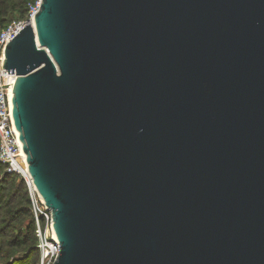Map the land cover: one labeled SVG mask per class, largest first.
I'll list each match as a JSON object with an SVG mask.
<instances>
[{"label": "water", "instance_id": "95a60500", "mask_svg": "<svg viewBox=\"0 0 264 264\" xmlns=\"http://www.w3.org/2000/svg\"><path fill=\"white\" fill-rule=\"evenodd\" d=\"M2 58L52 264H264V0H41Z\"/></svg>", "mask_w": 264, "mask_h": 264}, {"label": "rangeland", "instance_id": "374dc122", "mask_svg": "<svg viewBox=\"0 0 264 264\" xmlns=\"http://www.w3.org/2000/svg\"><path fill=\"white\" fill-rule=\"evenodd\" d=\"M17 17L14 14L6 22ZM5 172L0 170V200H3L0 206V264H52L49 256L44 258L47 253L44 243L51 237L46 213L41 207L34 211L33 194L26 177L7 176L10 173ZM5 183L14 187L8 198L3 197L1 190ZM31 226L34 232L30 231ZM38 228L40 237L36 233ZM20 241L25 243L18 244Z\"/></svg>", "mask_w": 264, "mask_h": 264}, {"label": "built area", "instance_id": "2783aa9c", "mask_svg": "<svg viewBox=\"0 0 264 264\" xmlns=\"http://www.w3.org/2000/svg\"><path fill=\"white\" fill-rule=\"evenodd\" d=\"M40 2L41 0H35L34 3L29 4L27 19L14 20L0 31V164L5 167L6 172L27 178V182L33 194L34 211H37V209L40 210L41 207L43 208V212L46 213L51 237L48 242L44 243V247L47 250V253L44 254V258L49 256V261L53 263L59 252V244L53 234L50 211L30 182L26 156L23 153L22 144L19 140V132L14 126L11 115L12 92H10V84L16 74L15 71H13V73H7L5 68H1V62L3 60L2 54L6 43L27 23H32L33 16L37 12ZM40 212L42 213V211ZM36 233L38 237L41 236L39 228L36 230Z\"/></svg>", "mask_w": 264, "mask_h": 264}, {"label": "trees", "instance_id": "16d2710c", "mask_svg": "<svg viewBox=\"0 0 264 264\" xmlns=\"http://www.w3.org/2000/svg\"><path fill=\"white\" fill-rule=\"evenodd\" d=\"M35 0H0V31L10 22H6L14 14L18 17L14 20H25L28 17V6L34 3ZM13 20V21H14ZM0 170L5 172V167L0 164ZM6 173V172H5ZM8 174V173H6ZM17 176L16 174H8L7 176ZM3 191V197H9L14 191V187L8 183L4 184L1 189ZM2 197V196H1ZM3 205V200H0V206ZM31 232H34L33 227L30 228ZM34 239V238H33ZM25 241H20L18 244H24Z\"/></svg>", "mask_w": 264, "mask_h": 264}, {"label": "bare ground", "instance_id": "6f19581e", "mask_svg": "<svg viewBox=\"0 0 264 264\" xmlns=\"http://www.w3.org/2000/svg\"><path fill=\"white\" fill-rule=\"evenodd\" d=\"M24 155V154H23Z\"/></svg>", "mask_w": 264, "mask_h": 264}]
</instances>
